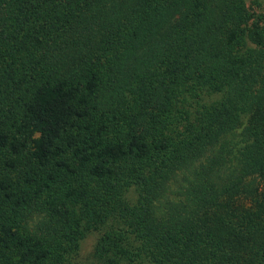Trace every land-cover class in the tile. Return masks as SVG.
Returning <instances> with one entry per match:
<instances>
[{
  "label": "trees",
  "instance_id": "1",
  "mask_svg": "<svg viewBox=\"0 0 264 264\" xmlns=\"http://www.w3.org/2000/svg\"><path fill=\"white\" fill-rule=\"evenodd\" d=\"M250 1L0 0V264H264Z\"/></svg>",
  "mask_w": 264,
  "mask_h": 264
},
{
  "label": "rangeland",
  "instance_id": "2",
  "mask_svg": "<svg viewBox=\"0 0 264 264\" xmlns=\"http://www.w3.org/2000/svg\"><path fill=\"white\" fill-rule=\"evenodd\" d=\"M250 4L252 1L248 0ZM240 205L247 206L248 202L246 200H239ZM97 234L95 232H89L80 241V246L78 250V261L80 264H92L91 251L93 244L95 242Z\"/></svg>",
  "mask_w": 264,
  "mask_h": 264
},
{
  "label": "clouds",
  "instance_id": "3",
  "mask_svg": "<svg viewBox=\"0 0 264 264\" xmlns=\"http://www.w3.org/2000/svg\"><path fill=\"white\" fill-rule=\"evenodd\" d=\"M38 222V218L33 215L29 218H26L24 227L26 230L34 233L36 231V225Z\"/></svg>",
  "mask_w": 264,
  "mask_h": 264
}]
</instances>
